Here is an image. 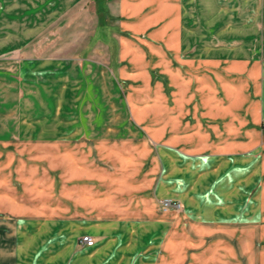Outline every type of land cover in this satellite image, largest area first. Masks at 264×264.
<instances>
[{"label":"rangeland","instance_id":"rangeland-1","mask_svg":"<svg viewBox=\"0 0 264 264\" xmlns=\"http://www.w3.org/2000/svg\"><path fill=\"white\" fill-rule=\"evenodd\" d=\"M183 3L181 13L166 8L153 18H135L132 28L152 22L151 18L156 23L150 26L155 30L144 33L129 31L128 16L124 20L113 15L110 32L122 43L115 53L112 45L100 42L99 37L106 42L110 34L100 31L93 12L78 8L69 10L59 26H52L51 34L36 35L31 49L20 52L12 40L4 44L0 54V207L21 208L26 215L54 212V264H80L91 252L82 248V237L92 236L79 226L85 217L72 216L68 230L63 227L59 213L67 197L74 202L85 189L91 195L123 194L129 184L117 180L122 177L135 188L150 184L158 193V146L147 132H164L163 123L173 127L176 100L193 96L198 102L207 101L208 79L201 70L182 74L161 70L158 55L164 47L163 36H173L180 25L184 39L167 42L166 49L177 43L179 49L191 44L264 56V0ZM154 4L156 13L157 0ZM166 54L169 61L175 57L171 48ZM239 95L241 102L242 92ZM235 111L231 105L229 114ZM26 220L19 218L21 223ZM155 229L147 239L153 247L139 256L151 264H157L158 256ZM254 245L256 249L246 250L242 264H264V234ZM45 246L39 245V260L45 257Z\"/></svg>","mask_w":264,"mask_h":264},{"label":"crops","instance_id":"crops-1","mask_svg":"<svg viewBox=\"0 0 264 264\" xmlns=\"http://www.w3.org/2000/svg\"><path fill=\"white\" fill-rule=\"evenodd\" d=\"M105 1L0 0V54L10 40L20 52L29 49L36 35L51 34L52 26H59L75 8L93 12L100 31L110 34L106 42L99 37L100 42L109 48L112 45L115 53L122 43L110 32L113 15L128 16L129 31L144 33L155 30L150 27L156 24L152 18L160 10L172 8L181 13L184 4L183 0H157L155 13L154 0ZM140 17H152V22L132 28ZM178 21L176 17L174 24H180ZM178 27L173 36L161 39L164 47L159 49V65L164 72L176 74L201 70L208 79L207 101L198 102L193 96L179 103L176 100L173 127L163 123L164 132H147L158 146V193L150 184L135 188L122 177L117 180L129 184L123 194L91 195L85 189L74 202L67 197L59 213L65 230L70 217H85L79 226L96 240L92 246L82 243L91 252L80 264H151L139 256L153 247L147 239L154 228L157 264H242L246 250L256 249L254 242L263 240L264 56L191 44L179 49L174 43L169 48L176 58L169 61L167 42L184 39ZM231 105L236 108L233 116L229 114ZM163 198L179 200L183 208L163 211L159 204ZM0 211L4 213L0 214V264H54V212L26 215L21 208L1 207ZM20 217L28 220L21 223ZM39 242L46 245L40 260Z\"/></svg>","mask_w":264,"mask_h":264},{"label":"built area","instance_id":"built-area-1","mask_svg":"<svg viewBox=\"0 0 264 264\" xmlns=\"http://www.w3.org/2000/svg\"><path fill=\"white\" fill-rule=\"evenodd\" d=\"M161 205H162L163 211H168L172 208L178 209L181 206V203L172 198H165L161 201ZM81 241L83 244H86L89 246H92L95 243L94 238L90 235L83 236Z\"/></svg>","mask_w":264,"mask_h":264}]
</instances>
